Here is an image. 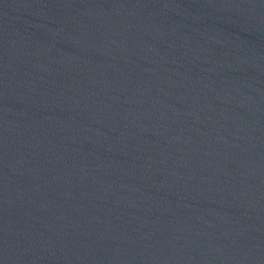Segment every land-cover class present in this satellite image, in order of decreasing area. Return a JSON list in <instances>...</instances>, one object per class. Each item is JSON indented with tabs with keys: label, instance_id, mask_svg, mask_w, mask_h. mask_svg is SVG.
I'll list each match as a JSON object with an SVG mask.
<instances>
[{
	"label": "water",
	"instance_id": "obj_1",
	"mask_svg": "<svg viewBox=\"0 0 264 264\" xmlns=\"http://www.w3.org/2000/svg\"><path fill=\"white\" fill-rule=\"evenodd\" d=\"M0 264H264V0H0Z\"/></svg>",
	"mask_w": 264,
	"mask_h": 264
}]
</instances>
